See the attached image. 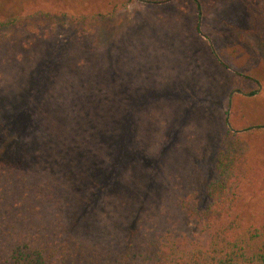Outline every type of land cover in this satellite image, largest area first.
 <instances>
[{"label": "rangeland", "instance_id": "1", "mask_svg": "<svg viewBox=\"0 0 264 264\" xmlns=\"http://www.w3.org/2000/svg\"><path fill=\"white\" fill-rule=\"evenodd\" d=\"M149 1L0 0V19H16L15 24L0 27V33L16 38L15 47L0 45V90L15 92L11 89L21 86L28 75L25 90L31 95L32 68L44 63L49 75L37 98L51 97L52 119L65 131L58 146L70 145V140L92 144L90 154L83 151L86 158L79 161L87 174L94 173L88 159L103 157L101 146L113 143L104 135L110 127H127L128 148L168 147L157 177L161 187L146 198L155 200L158 210L175 199L184 179L187 190L200 180L201 163L216 148L224 114L235 122L229 152L236 151V157L249 162H264V48L239 3H216L199 15L190 0ZM63 64L77 66L81 75H60L57 66ZM108 88L110 96L104 98ZM131 93H144L143 100H131ZM17 95L22 98L21 92ZM121 95L126 100L112 99ZM123 102L128 122L117 117ZM13 103L0 94V115L12 110ZM26 110L34 113L27 106L19 118L25 134L15 141V149L22 148L21 138L32 149L40 144ZM256 125L261 127L252 128ZM2 137L0 133V142ZM128 148L124 160H129V170L146 165L137 149ZM3 157L0 164L6 166L16 161L8 153ZM218 166L225 174L220 157ZM82 187L89 192V187ZM259 193L255 196H264V182ZM136 196L124 200L120 212L104 211L103 227L115 225L118 218L126 220L133 206L144 209L145 203ZM253 200L250 207L264 209V197L262 203Z\"/></svg>", "mask_w": 264, "mask_h": 264}, {"label": "trees", "instance_id": "2", "mask_svg": "<svg viewBox=\"0 0 264 264\" xmlns=\"http://www.w3.org/2000/svg\"><path fill=\"white\" fill-rule=\"evenodd\" d=\"M190 1L199 15L206 6L224 1L239 3L264 48V0ZM15 22L5 17L0 19V27ZM8 36L0 33V45L15 47L16 38ZM44 66L40 63L32 68L31 95L25 90L28 75L21 79V86L11 89L15 92L0 90L14 102L12 110L0 115V161L6 159L5 153L16 160L10 166L0 164V264H264V209L250 207L256 202L253 198L262 203L264 197L255 196L264 182V162H249L241 155L236 157V151L229 152L231 137L236 135L232 131L235 122L226 114L222 116L223 128L216 148L209 154L211 158L201 163L200 180L187 190L184 179L175 199L156 210L155 200L146 198L161 187L157 177L162 173L168 147L154 149V145L140 144L128 148L131 133L127 127H110L104 135L113 143L101 146L103 157L88 159L94 173L87 174L86 165L82 167L79 161L86 158L83 151L90 154L92 144L70 140V145L58 146L65 131L52 119L51 97L44 94V101L37 98L43 94V82L49 75ZM6 67L14 75L12 63ZM57 67L60 75H81L77 66ZM61 82L65 85L63 76ZM106 92L104 98L111 91L108 88ZM143 94L131 93V100H143ZM121 97L126 100L122 95L112 99L122 101ZM125 105L123 102L117 117L128 122ZM27 106L34 111L29 115L26 110L28 122L36 126L34 131L40 136L36 137L40 147L32 149L21 138L22 148L15 149V141L25 134L17 122ZM93 145H97L96 140ZM127 148L137 149L147 160L146 165L137 164L129 170V160H124ZM219 157L225 174L219 169ZM232 157L234 161L228 163ZM83 185L90 188L89 192ZM134 196L145 203L144 209L133 206L126 220L118 218L115 225L105 229L104 211L120 212L124 200H134Z\"/></svg>", "mask_w": 264, "mask_h": 264}]
</instances>
